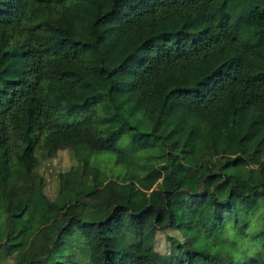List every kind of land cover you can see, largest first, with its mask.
Here are the masks:
<instances>
[{
	"label": "trees",
	"instance_id": "1",
	"mask_svg": "<svg viewBox=\"0 0 264 264\" xmlns=\"http://www.w3.org/2000/svg\"><path fill=\"white\" fill-rule=\"evenodd\" d=\"M260 154L264 0H0V264H264Z\"/></svg>",
	"mask_w": 264,
	"mask_h": 264
},
{
	"label": "rangeland",
	"instance_id": "2",
	"mask_svg": "<svg viewBox=\"0 0 264 264\" xmlns=\"http://www.w3.org/2000/svg\"><path fill=\"white\" fill-rule=\"evenodd\" d=\"M203 152L200 154L202 155ZM205 155V154H204ZM259 159L264 161V155L260 154ZM199 160H208L211 163L214 162L215 157L209 156L208 154L205 157H201ZM104 159H101V166H103ZM71 159L69 153L67 151H58L53 158L44 159L39 157V166L37 168V172L41 175L44 179V192L48 196V198H52L55 193L56 189V178L57 174L60 171H63L68 168L70 165ZM261 196L260 193H256L255 196L249 198V201L258 202ZM71 213L78 217L84 218L86 214L91 211H98V206L92 200H83L76 204L70 206ZM171 236H177L176 233L169 232ZM155 250L161 254H168L170 251V242L166 240L165 235L158 236L155 242Z\"/></svg>",
	"mask_w": 264,
	"mask_h": 264
}]
</instances>
